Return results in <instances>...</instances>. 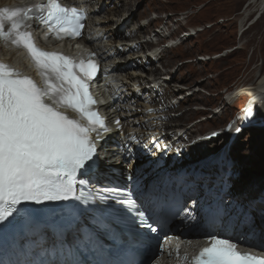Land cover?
Returning <instances> with one entry per match:
<instances>
[{"label": "snow or ice", "instance_id": "obj_1", "mask_svg": "<svg viewBox=\"0 0 264 264\" xmlns=\"http://www.w3.org/2000/svg\"><path fill=\"white\" fill-rule=\"evenodd\" d=\"M33 13L58 39L80 37L87 15L82 9L62 5L60 0L0 9V39L25 49L43 79V84H38L19 69L0 62V223L19 216L24 202L80 199L76 196L77 174L93 173L101 164L93 133L102 139L109 131L90 92V82L99 72L95 53H89L87 60L75 61L63 53L41 49L26 30ZM62 109L77 115L72 117ZM252 114L249 108L246 115ZM115 123L119 126L120 122ZM132 179L129 175L128 180ZM104 192L98 197L101 204L115 201L133 212L136 201L126 188H106ZM103 211L111 214L108 209ZM135 215L141 227L158 231L154 226L158 221L149 223L140 211ZM187 218H193L191 212ZM108 227L102 218L93 229ZM209 239V246L192 257V264H264V256L241 252L231 239L216 235ZM183 259L188 260L187 254Z\"/></svg>", "mask_w": 264, "mask_h": 264}, {"label": "rangeland", "instance_id": "obj_2", "mask_svg": "<svg viewBox=\"0 0 264 264\" xmlns=\"http://www.w3.org/2000/svg\"><path fill=\"white\" fill-rule=\"evenodd\" d=\"M251 1L143 0L137 7L139 21H146L150 10L166 18L150 22L147 28H155L154 33L170 20L174 30L166 37L174 34L172 37L178 39L177 33L200 28L197 35L185 36L189 38L183 41L181 50L167 51L169 53L163 56V61L171 59L173 71L178 62H185L176 70V78L187 85L185 93L189 94L187 100L184 99L183 114L178 121L199 119L200 126L195 132L201 135L203 147L207 143L205 132L224 127L234 120L236 113H240L237 121L232 123L235 126L221 131L213 141L219 146L230 138L229 132L238 128L242 115L252 104L250 88L257 87L264 77V10H259L258 3L251 4ZM246 10L250 14L242 21ZM193 91H196L194 95ZM260 119L261 126L243 127L241 136L236 137L231 147L235 161H248L239 178L240 184L264 179V111ZM178 140L176 138L171 145L170 152ZM186 142L187 155L197 160L198 156Z\"/></svg>", "mask_w": 264, "mask_h": 264}, {"label": "bare ground", "instance_id": "obj_3", "mask_svg": "<svg viewBox=\"0 0 264 264\" xmlns=\"http://www.w3.org/2000/svg\"><path fill=\"white\" fill-rule=\"evenodd\" d=\"M20 0H0V6L2 5H7V4H13V3H17ZM78 1H82L84 2L87 6H91L92 8H98L96 11L97 13V17H96V26L95 28L99 29H105L106 33L110 36V39H112L113 36H116L117 38L111 42H109V44L114 45L115 47H113L112 49L110 48V51H113L114 49L117 48V46H124L126 49L125 51H119L120 53H125L126 50H129L131 47L128 46L130 45L134 40H129L127 38L122 37V35H124V30L120 31V28H118V26L120 24L125 25V28H129L131 22H133V20H135L136 18V13L135 11H137V7L134 8L132 3L131 4H127L122 6L123 9L122 10H117L118 4H122L123 2H126L127 0H78ZM108 1V3H107ZM143 0H141L138 4H140ZM103 2V3H102ZM254 3H258V9L259 10H264V0H252L251 4ZM84 5V4H83ZM95 6V7H94ZM98 6V7H97ZM125 7V8H124ZM247 8V7H246ZM103 13V16H101ZM250 14V11H245L244 12V17L242 19V21H245L246 17ZM134 16V18H133ZM99 17V18H98ZM246 24V23H245ZM143 25V24H141ZM174 30V26L171 25V20L170 21H166L165 24L155 30L154 35L160 38H164L166 37L168 34L172 33ZM200 31V28H189V31H187L186 33H184V31H181V33H178V39L180 41V43H183V41L187 40L189 37H185V36H191V35H197V33ZM123 33V34H122ZM172 39H170V42H174L176 39H174L173 37H171ZM146 39L145 38H139L138 42L136 41L137 44L141 45L142 42H145ZM163 48H165V52L168 51V48L163 46ZM159 50L162 49H157L154 52L155 53H160ZM115 51V50H114ZM113 51V52H114ZM118 50H116L117 52ZM109 52V51H107ZM141 54H139V52H134L133 54H131V56L133 57H139ZM171 60V59H169ZM167 60L165 62V67H167L166 69L170 70L167 71L165 76H161V74H159L156 69L152 70L149 72V74H146L144 71H140L138 69L136 70H132L128 73H126V75L122 78H116V82H114L112 85L111 83H108L109 81L107 80V78H102V80L99 83V87H98V93L100 94L99 96L101 98H104V100H107L106 103L104 105L101 106L100 110L103 113V115L107 118L108 121L110 122H114V120L118 117L123 118V123H129V121H143L144 123V119L145 117H143L140 113L136 112L133 113L131 112L129 109H134V105H143V103H139L137 101H134L135 103L130 102L132 100V98H128L126 100H118L115 103H110L106 97L107 91L108 89L111 91H115L116 87H127V91L126 94H129L130 92L133 93V89L135 87V85L137 83H142L146 77L149 76H154L155 79L160 78L162 79L163 82L166 83L167 78H169V76L171 75L172 80L173 81V85L175 87H177V97L178 98H185V100H187L189 94L187 95L185 93V90L182 89L183 87L187 88V85H183L181 82H179V80L176 78V73L171 74L170 72H172L173 70L171 69V64L170 61ZM3 61H8L12 64V66L18 68V69H25L26 68V61L25 59L17 53H14L10 50H8L5 45L0 41V62ZM182 62H178L177 63V69L179 68V66H181ZM182 64H185L182 63ZM160 67H158L159 69ZM176 69V70H177ZM104 71V70H103ZM114 71H119V73L122 71L121 67L119 65L115 66V70ZM178 71V70H177ZM155 72V74H154ZM117 76V75H115ZM147 81V80H146ZM145 81V82H146ZM187 92V91H186ZM250 94L252 96L251 103L252 104H258L261 107V111H264V77H262L259 80V83L257 85V87L255 88H250ZM196 93V91H193V95ZM185 96V97H184ZM136 110H138V107H135ZM222 111V110H220ZM240 113H236V116L234 117V120L237 121V118L239 117ZM201 119V118H200ZM199 119L196 120H192V121H187V122H176L174 125L173 124H165L166 127V137H167V141L170 142V144L172 145L174 143V141L176 140L175 138H186L187 141L191 144L190 148L192 150H194V153L201 157L203 156V148H202V139H201V135L197 134L195 131L197 130V126L199 127ZM234 120L232 121V123L234 122ZM201 122V121H200ZM235 125H233L234 127ZM183 131V132H182ZM144 132V135L147 134V131L142 130L141 133ZM238 136H241V132L239 131ZM229 137V136H227ZM226 137V138H227ZM145 138V136H144ZM125 140V138L120 139L117 134L113 131L110 132L108 131L107 133L103 134V138L100 139L99 141H97V146H98V154L99 157L102 159L104 157H108V155H111L112 152H124V148L123 145L119 144V141H123ZM229 140V138L224 140V143H227ZM193 141H196L194 144H192ZM122 146V147H121ZM139 156L143 159V160H147V156L143 155V154H139ZM248 164V161H244L243 159L238 160L234 163L233 168L236 169V171L239 172H244L246 169V166ZM202 169L204 170V172L207 173H211L213 172V169H211L210 166L206 165L203 166ZM239 179H233L230 178L228 179V182L230 184L229 187V191L228 192H233L236 190L241 191V189H244L247 193H251L253 191V194H257L258 191H262L260 195L264 196V179L260 180V181H250L247 183H243L240 184L241 182H238ZM243 182V181H242ZM239 193V192H238ZM241 193V192H240ZM239 193V194H240Z\"/></svg>", "mask_w": 264, "mask_h": 264}, {"label": "water", "instance_id": "obj_4", "mask_svg": "<svg viewBox=\"0 0 264 264\" xmlns=\"http://www.w3.org/2000/svg\"><path fill=\"white\" fill-rule=\"evenodd\" d=\"M221 128H212V129H210L209 131H207V133L208 134H210V133H213V132H215V131H217V130H220ZM143 129H139V132L141 133V131H142ZM146 131V130H145ZM141 134H143L144 135V132L143 133H141ZM146 137V136H145ZM185 163H187V164H189L190 166L191 165H193V161H186Z\"/></svg>", "mask_w": 264, "mask_h": 264}]
</instances>
